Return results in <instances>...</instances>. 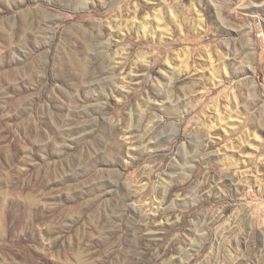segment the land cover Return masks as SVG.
Here are the masks:
<instances>
[{
    "label": "rangeland",
    "instance_id": "rangeland-1",
    "mask_svg": "<svg viewBox=\"0 0 264 264\" xmlns=\"http://www.w3.org/2000/svg\"><path fill=\"white\" fill-rule=\"evenodd\" d=\"M0 264H264V0H0Z\"/></svg>",
    "mask_w": 264,
    "mask_h": 264
}]
</instances>
